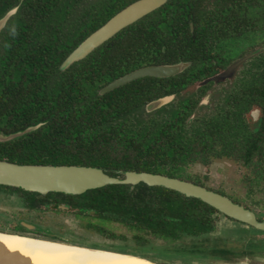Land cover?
Listing matches in <instances>:
<instances>
[{
	"label": "trees",
	"instance_id": "obj_1",
	"mask_svg": "<svg viewBox=\"0 0 264 264\" xmlns=\"http://www.w3.org/2000/svg\"><path fill=\"white\" fill-rule=\"evenodd\" d=\"M79 1L0 0V19L19 6L0 33V130L11 134L40 124L33 132L0 144V160L93 166L111 176L123 170L185 179L183 171L191 164L209 166L228 159L245 171L242 181L250 204L246 198L236 202L262 208L264 214V202L253 199L264 191V52L231 80L222 102H213L211 110L200 105V97L218 95L211 88L212 77L264 45V0H168L61 71L62 62L86 37L133 0H113L108 18L93 22L75 14L76 7H82ZM179 61L191 66L176 76L145 77L100 94L134 70ZM171 94L178 96L174 102L146 114L149 102ZM255 109L260 110L258 121L251 117ZM5 188L10 189L0 186ZM17 191L33 204L38 197L45 202L59 195ZM60 196L84 213L93 209L116 216L142 214L146 228L166 227L163 237L173 238L170 241L178 238L177 230L191 236L214 232L219 213L198 199L142 183L133 191L129 185H108L79 196ZM139 196L161 197L160 213L180 222L158 225V220H149L148 211L137 204L130 207L134 199L129 197ZM88 230L99 231L97 225ZM235 230L246 241L232 245L222 241L215 254L230 263L256 260L264 248L260 235L253 228Z\"/></svg>",
	"mask_w": 264,
	"mask_h": 264
},
{
	"label": "water",
	"instance_id": "obj_2",
	"mask_svg": "<svg viewBox=\"0 0 264 264\" xmlns=\"http://www.w3.org/2000/svg\"><path fill=\"white\" fill-rule=\"evenodd\" d=\"M167 0H138L118 14L111 18L105 25L89 35L62 63L60 70L64 71L71 67L75 62L81 61L92 53L99 46L104 44L125 27L137 22L146 15L162 7ZM18 7L9 10L0 19V32L3 30L8 21L16 14ZM264 52V45L253 50L246 57L241 58L237 62L228 66L224 73L210 80L219 81L227 78L230 71L238 68L247 59L252 56ZM191 66L190 62L179 61L173 64L152 65L134 70L105 86L100 94L109 93L125 84L145 77L169 78L176 76ZM172 97L159 98L149 102L145 107L147 111H152L168 104ZM209 99V95L205 97L203 104ZM37 126H31L23 131L6 135L0 132V143L10 142L21 138L22 136L37 130ZM119 176L114 177L99 167L83 166V165H48V164H17L5 160H0V185L21 189L26 192L37 193L47 196L50 193L79 196L88 191L103 188L108 185H130L132 188L144 184L149 187H162L184 195L187 198H195L207 205L213 207L226 217L233 219L239 223L246 224L255 229L264 231V219L259 220L256 213L232 201L225 195L210 190L204 186L194 184L178 178L168 177L162 174H154L149 172L123 171L118 172ZM67 210L66 206L59 207ZM28 227V226H27ZM1 232V231H0ZM9 235H17L26 237L37 242H50L62 246L83 249L84 251L96 252L104 255L130 256L154 264H163L149 257L145 253L119 251L114 249H105L91 246H81L78 244H70L57 240H50L29 235H21L17 233H7ZM4 257H0V264H3Z\"/></svg>",
	"mask_w": 264,
	"mask_h": 264
},
{
	"label": "flooded vegetation",
	"instance_id": "obj_3",
	"mask_svg": "<svg viewBox=\"0 0 264 264\" xmlns=\"http://www.w3.org/2000/svg\"><path fill=\"white\" fill-rule=\"evenodd\" d=\"M136 1H138V0H133V1L129 2L127 4V6L120 9L114 15H112L111 17L108 18L107 17V15H108L107 7L111 3H113L114 1H110V0H94V1L93 0H80L79 4H81L82 7L77 6L75 14L83 17L84 22H89L91 20L93 22V21H97L98 19H103L104 17L108 18L107 21L103 22L101 24V26H99V28H100L103 25H105L116 14H118L120 11H122L123 9H125L126 7H128L129 5H131L132 3L136 2ZM167 2H168V0H167ZM16 7H18V9H19V6H16ZM162 7H160V8H162ZM159 9H157V10H159ZM157 10H155V11H157ZM155 11H153L152 13H154ZM17 12H18V10H17ZM152 13H150V14H152ZM150 14L146 15L145 17L149 16ZM145 17L141 18L140 20L144 19ZM140 20H138L137 22H139ZM137 22H135V23H133L127 27H130V26L136 24ZM127 27H125L124 29H126ZM99 28H97V30ZM124 29H122L121 31H123ZM191 30H193L192 24H191ZM2 31L3 30H1V32ZM120 32H118V33H120ZM116 35H114V36H116ZM256 49H258V47H256L255 50ZM164 51H165V48L163 47V52ZM248 54H246L244 57H246ZM259 54H261V52L256 54V55H259ZM256 55L252 56L251 58H249L245 62H243L242 66L235 68L232 71H230L227 78H223V79L216 81V82L214 80H211V82H213V84L211 85V88H213V90L215 92H218L219 90H221V92L220 93L218 92V95L216 96V98H214V100H213V98H211V94H209V93L207 95H205L204 97H200V98H202L200 105L208 107L207 110H211V107L213 106V102H214V105H215V103L219 104L220 102H222V98L225 97V94H226L225 90L227 88L229 89L230 86H232V82H234L231 80L237 79L241 75V73L246 69V67H247L246 65L248 64V61L251 60ZM61 65H60V67H61ZM224 72H225V70L223 69L220 73H218L216 76H214L212 78L220 76ZM229 77H231V78H229ZM216 86H219L220 88H218ZM208 95H209V99L206 101L205 104H203L202 102L204 101L205 97ZM172 96H173V99H171L170 102H168V104H166L162 107L170 105L172 102L175 101L176 98H178V96L176 94H171V95H168L165 97L168 98V97H172ZM161 98H164V97H161ZM161 108H158V109H155L152 111H147L146 107H145L146 114H152L153 112L158 111ZM251 117L253 118L254 121H258V119L260 117V110H258V109L253 110L251 112ZM192 118H193V116L190 117L188 122H190V120H192ZM0 132H3L4 134H6L2 130H0ZM11 134H13V133H11ZM6 135H9V134H6ZM4 143H7V142H4ZM0 144H2V143H0ZM3 160L9 161L6 159H3ZM219 160H221V159H219ZM9 162L17 163V162H13V161H9ZM17 164H21V163H17ZM48 165H52V164H48ZM191 165H194V164H191ZM191 165H189V166H191ZM189 166L187 168H185V171H183V174H182L186 178L185 179L178 178V179L185 180L188 182H192V183L200 185V186H204L210 190L216 191L222 195L227 196L225 194V192L209 188L206 185H202V184H204L203 182H201L199 180H193L191 177H189V175H186L187 174L186 171L189 168ZM114 177H118V176H114ZM172 178H177V177H172ZM3 187H7V186H3ZM135 187L132 188L129 185V188L131 191H133L135 189ZM147 187H149V186H147ZM8 188H10V189H7V188L0 189V195H1V193H6L8 195L19 194L23 199V208H25L27 210V213L21 212L20 215H23V216L19 217L16 220L6 219L7 223H9V227L6 230L1 229V227H0L1 232H7V233L14 232V233L21 234V235H29V236H35V237H40V238H53V239H59V240L72 242V243H76V244H84L86 246H91V247L114 249V250H119V251L121 250V251L140 252V253L147 254L149 257H151V258L155 259L156 261L161 262L163 264H171V263L168 261V259H167V261H163V260H160V258H158V256L155 257V255L157 254V252L155 250L151 251V253H148L149 250L145 251V249L148 246L152 247V248H158L159 246H161L163 249L162 251H164V252H161V254H163V253L166 254V253H169L170 251H172L173 253H185V255L186 254H191V255H196V256L206 255L210 258H218V259L222 260L220 258V256H217L215 254V251H214L217 244L224 241L222 238H220L219 241H215L214 245L212 247L211 246L208 247V245H206L207 242H201V243L195 242L190 247H180V246H176L175 244L178 241L182 240L184 237L189 236V237L199 238V237H202L203 235H200V236H198V235L191 236V235H186V234L184 235L183 232H181L180 230H177V233L179 234L178 238H176V239L174 238V241H170L173 238L166 239L163 237L165 234H167L166 233L167 231H165L166 227H160V228H157L156 230L146 228V225H145V219L146 218H144L142 216V214H138V213H132V214L126 213L125 214L124 213V214H120V215L116 216L112 213H109L108 211L102 210L99 213L93 209H91L90 211H86L84 213V212H82L84 209L81 207L71 208V205L66 203V199L65 198L63 199V197L60 196V194L58 196L55 195V196H50V197L46 198L47 201H45V202L41 201V198L38 197V198H36L38 201L36 203L34 202V204H33V201L31 199H29L28 195H24L22 192L17 191V188H12V187H8ZM151 188H153V187H151ZM30 193H32V192H30ZM31 197H35V196H31ZM227 197L230 198L229 196H227ZM7 198H8V196L6 197V199ZM129 198L134 199V201H130V202H132L130 204V207H132V209L135 208L134 207L135 204L139 205V207L148 211L147 214L149 216L148 217L149 220L150 219H152V220L154 219L156 221L158 220V222H157L158 225L163 224L166 221H170L173 223L174 222H180V219L170 216V214L166 213L165 211H162L160 213V206H159L160 203L159 202H160V200H163L161 197L139 196L138 198L137 197H129ZM232 201H234V200H232ZM234 202H236V201H234ZM236 203H238V202H236ZM239 204H241V203H239ZM241 205H244L245 207L253 210L256 213L259 220L264 219V214L263 213L260 214L259 210L248 207L245 204H241ZM43 206L45 208H48V210L52 211V212L54 211V209H53L54 206L57 207V209H58L57 211L62 210L59 207L66 206L67 210L64 209L63 211H61L59 213H64V214H67L70 216L72 215L73 217H75L76 220H78L80 222V225L82 227L80 229H82L84 231V233H85L84 235H87L88 237L91 236L92 238L93 237L95 238L97 236L98 240H96L95 242H90V244H88V243H85V241L82 240V238H80V235L76 232H74V233L68 232L70 234L71 239H66L62 235L63 233L60 234L59 230L57 232H55V231H50L49 229H47V227H45V229H44V225L41 224L43 217H41L40 221L38 219L31 218L33 212H38L41 209L40 207H43ZM150 209H152L153 212H150ZM55 213H57V212L55 211ZM37 215H38V213L35 214V216H37ZM77 215H83V216H85V218H92L93 220H98L100 223H96L95 221H91V219L88 221H80V219L77 218ZM218 217H224L226 219L231 220L234 223L235 222L239 223L233 219L226 217L225 215L221 214L220 212L217 214V218ZM93 223H94V225H93ZM1 224H3V223L0 222V225ZM240 224H243V223H240ZM96 225H97V228L99 231L88 230L89 227H93V226L96 227ZM243 225L247 226L246 228H253V227H250L246 224H243ZM253 229H255V228H253ZM171 230H173V229H171ZM256 230H258V229H256ZM258 231H261V230H258ZM261 232H264V231H261ZM211 233H213V232L204 234V236L211 234ZM159 235H161V236L159 237ZM75 238H77V240L74 241L73 239H75ZM159 241H160V243H159ZM154 242L158 243V245L154 244ZM224 244H227V243L224 242ZM137 247H138V249H137ZM211 253H213V254H211ZM180 262H181V264H184L183 261H180ZM235 262H236V260H235ZM235 262H233V263H235ZM227 263H230V262H227Z\"/></svg>",
	"mask_w": 264,
	"mask_h": 264
},
{
	"label": "rangeland",
	"instance_id": "obj_4",
	"mask_svg": "<svg viewBox=\"0 0 264 264\" xmlns=\"http://www.w3.org/2000/svg\"><path fill=\"white\" fill-rule=\"evenodd\" d=\"M216 87L220 88L219 86ZM218 92L220 93L221 90H219ZM186 173H187L186 175H189V177H191L193 180H199L209 188L225 192V194L234 201L240 199L244 200L247 197V189L242 181L245 171L238 164H236L231 160L228 159L216 160L209 166L194 164L189 166ZM7 196L8 198L6 199ZM253 199L262 200L264 202V191L257 192L256 195H254ZM246 201L247 203L250 204L248 198H246ZM261 204L263 205V203ZM40 208L41 209L38 212H33L31 218H35L40 221L41 217H43L41 224L44 225V229L45 227H47V229H49L50 231H55V232L59 230L60 234L63 233L62 235L66 239H71L69 233L76 232L80 235V238H82V240H84L85 243L88 244H90V242H95L96 240H98L97 236L95 238L94 237L92 238L91 236L88 237L87 235H84L85 234L84 231L80 229L82 228L80 222L76 220V218L73 217L72 215L70 216L64 213H59L61 211H56L58 213L57 214L55 213V210L53 212L49 211L48 208H45L44 206ZM257 210L263 212L262 208H258ZM21 212L27 213V210L23 208V199L19 194L8 195L6 193H1L0 222L3 223L0 225L1 229H5V230L8 229L9 223H7L6 219L16 220L19 217L23 216L20 215ZM36 213H38L37 216H35ZM77 218L80 219V221H88L91 219V221L100 223L98 220H93L92 218H85V216L83 215H77ZM240 226L247 227L240 223H236V222L234 223L231 220L226 219L224 217H218L215 232L205 236L203 235L202 237L199 238L186 236L182 240L178 241L175 245L180 247H190L195 242H200V243L207 242L206 245H208V247L210 246L212 247L214 245V242L219 241L220 238H222L224 242L230 245L234 244L238 240H242L244 242L246 241V236L242 235V233H240L238 230H235V228ZM229 230H231L230 232L233 231V233L227 232ZM254 230L258 233L257 235H260L258 239L260 240L259 244H262V246H264V235H263L264 232L258 231L256 229ZM226 232L230 234L226 235ZM9 233H14V232H9ZM73 240L75 241L77 240V238ZM62 242L76 244L67 241H62ZM154 244L158 245V243L156 242H154ZM78 245L86 246L84 244H78ZM229 248H231V246ZM147 250L150 251V252L148 251V253H151V251L155 250L157 252L155 257L158 256V258H160V260L163 261H167L168 259V261L171 264H181L180 261H183L184 264H264V248L261 249L262 252L256 255L255 258L256 260L244 258V259L236 260L235 263H227L218 258H210L206 255H199V256L191 255V254L185 255V253H173L172 251L166 254L164 253L161 254V252H164L162 251L163 249L161 246H159L158 248H152L148 246L145 249V251Z\"/></svg>",
	"mask_w": 264,
	"mask_h": 264
},
{
	"label": "bare ground",
	"instance_id": "obj_5",
	"mask_svg": "<svg viewBox=\"0 0 264 264\" xmlns=\"http://www.w3.org/2000/svg\"><path fill=\"white\" fill-rule=\"evenodd\" d=\"M2 256L3 264H154L135 257L98 254L0 232Z\"/></svg>",
	"mask_w": 264,
	"mask_h": 264
}]
</instances>
